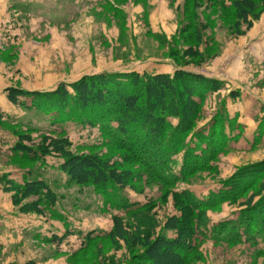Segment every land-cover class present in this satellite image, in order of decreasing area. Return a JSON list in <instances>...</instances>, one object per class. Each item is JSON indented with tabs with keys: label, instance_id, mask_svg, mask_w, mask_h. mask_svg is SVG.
<instances>
[{
	"label": "rangeland",
	"instance_id": "rangeland-1",
	"mask_svg": "<svg viewBox=\"0 0 264 264\" xmlns=\"http://www.w3.org/2000/svg\"><path fill=\"white\" fill-rule=\"evenodd\" d=\"M253 1L261 14L248 30L244 25L236 28L234 11L222 8L229 0H6V11L0 7L4 95L11 87L46 92L84 76L144 69H183L222 86L204 97L194 135L186 138L199 157L187 164L194 170L184 182L177 181L167 168L149 173L139 156L140 164L133 168L140 171L141 179L123 192L127 201L136 204L128 212L116 208L93 186L71 182L58 159L34 162L12 152L18 136L24 134L32 138L30 146L43 136L64 137L76 154L96 153L117 161L125 155L124 147L116 148L105 131L82 125L80 118L54 121L55 110H28L8 101V109L0 108V264L30 260L35 264H141L143 249L133 243L134 230L141 237L155 238L161 232L174 236L173 231H164L163 223L183 213L176 193L185 190L206 200L238 168L264 162V6L260 0ZM188 48L201 57L184 56ZM23 100L31 101L30 97ZM187 149L171 157L175 176L187 159ZM2 176L13 181L44 180L54 191L56 204L41 206L40 215L20 213L11 193L3 189ZM172 180L176 181L173 187L167 186ZM33 200L34 196L26 201ZM147 203L150 207L143 208ZM240 211L227 202L206 209L208 226L194 235L195 247L186 264H264V256L256 253L264 248L261 236L255 245L211 233L212 226L236 219ZM113 215L129 225V244H113L107 238ZM65 234L59 246L50 240L52 235Z\"/></svg>",
	"mask_w": 264,
	"mask_h": 264
},
{
	"label": "trees",
	"instance_id": "trees-1",
	"mask_svg": "<svg viewBox=\"0 0 264 264\" xmlns=\"http://www.w3.org/2000/svg\"><path fill=\"white\" fill-rule=\"evenodd\" d=\"M229 2L222 8L234 11L236 28L244 25L246 29H251L261 14L255 2ZM260 3L264 6V0ZM184 56L200 58L201 53L188 48ZM221 86L217 80L183 69L172 72L144 69L84 76L73 83H61L56 89L46 92L11 87L6 92L12 105L28 110H55L54 121L80 118L84 122L82 125L98 126L113 138L116 148L127 150L117 161L96 153L76 154L70 149L71 142L64 137L43 136L36 146H30L32 138L24 134L18 136L12 152L20 155L21 159L34 162L44 161L46 157L58 159L60 170L71 182L79 186H93L115 203L116 208L128 212L136 204L127 201L123 192L131 183L141 179L140 171L133 168L135 164H140V159L145 163L142 167L149 173L156 168L160 172L167 168L177 181L184 182L186 175L194 170L189 169V165L199 157L193 154L195 150L188 147L186 138L194 135L193 128L204 97L218 91ZM27 97H30V102L23 100ZM170 119H174V123ZM184 148H189L185 151L187 159L183 160L179 175L175 176L170 167L175 165L171 157L184 151ZM1 180L5 184L4 191L11 193L13 206L22 214L40 215L43 213L41 206L53 207L56 204L54 191L42 179L27 177L23 181H13L2 176ZM174 180L166 185L173 187ZM224 181L223 186L217 192L209 193L206 200H199L185 190L175 194L183 204V213L180 217L171 215L163 223L164 231H173L174 236L161 232L155 238L150 235L141 237L139 230H134L133 243L143 249L139 262L186 264L187 255L195 247L194 235L202 234L208 226L205 210L225 202L237 205L241 211L236 219L212 226L213 237L258 245L257 238L261 236L264 243V162L238 168ZM33 196L36 200L26 201ZM149 207V203L143 206L146 209ZM111 220L112 227L107 233L109 241L129 244V225L117 215H113ZM90 235L87 237L90 238ZM67 236L52 235L50 240L59 246ZM256 253L264 256V248L257 249ZM25 264L35 262L30 260Z\"/></svg>",
	"mask_w": 264,
	"mask_h": 264
},
{
	"label": "crops",
	"instance_id": "crops-1",
	"mask_svg": "<svg viewBox=\"0 0 264 264\" xmlns=\"http://www.w3.org/2000/svg\"><path fill=\"white\" fill-rule=\"evenodd\" d=\"M0 7L5 8L6 11V0H0ZM166 72V71H164ZM2 89L0 88V98L3 99L4 105L3 108L0 106L1 109H8V100H7V95H4Z\"/></svg>",
	"mask_w": 264,
	"mask_h": 264
}]
</instances>
